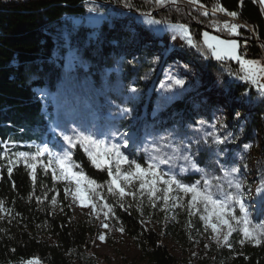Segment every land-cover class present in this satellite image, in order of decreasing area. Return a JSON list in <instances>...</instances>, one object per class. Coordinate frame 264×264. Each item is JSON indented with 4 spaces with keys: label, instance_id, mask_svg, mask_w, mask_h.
<instances>
[{
    "label": "trees",
    "instance_id": "16d2710c",
    "mask_svg": "<svg viewBox=\"0 0 264 264\" xmlns=\"http://www.w3.org/2000/svg\"><path fill=\"white\" fill-rule=\"evenodd\" d=\"M125 3L131 7H124ZM217 5L225 12H213ZM106 7L141 17L150 12L151 18L165 20L169 25H187L191 39L197 45L187 50L200 55L205 62L199 64L206 74L202 87L204 101H195V109L191 100L174 101L159 120L150 122L153 131L193 126L200 114L210 119L218 103L226 110L230 121L226 128L231 137L222 151V156L228 159L234 149L231 146L235 144L253 148L252 128L259 126L264 130V98L253 85L239 79L243 75L239 62L227 57L217 61L203 46V33L208 32L222 39H235L239 45L238 54L241 43L247 41L245 59L263 58L264 10L260 0H198L195 4L177 0L175 4L162 6H157L154 0H0V201L3 202L0 264H22L32 258H37L40 264H108L100 262L91 252L92 239L97 232L93 218L89 214L74 218L65 198V184L54 180L48 168L45 170L46 155L31 162L35 164V170L27 167L17 155L23 152L30 158L38 147L47 145L50 148L60 141L56 131L58 108L52 101V94L66 68L79 70L77 61L67 55L75 44L70 40L72 35L65 20L98 13ZM205 12L207 15L203 14ZM228 12L237 13L235 18L241 22L239 35H229L225 30L208 25L210 20L223 21L229 17ZM126 34L128 30L111 29L91 45L92 50H83L82 54L92 61L108 60L115 50L109 42L118 43ZM176 34L166 42L161 55L185 48L182 36ZM138 36L140 40L148 38L143 34ZM154 49L149 46L139 52L142 62L154 55ZM142 62L138 64L139 68ZM219 71L231 74L234 80L225 83ZM91 72L89 76L96 81V73ZM245 93L249 103L240 102ZM236 112L240 113L239 118H236ZM259 144L261 150L255 162L258 171L264 166V135ZM238 159L236 157L234 161L242 164ZM72 160L87 177L101 185L107 181L106 173L94 168L78 146L73 149ZM137 162L143 165L142 155ZM190 178L184 180L187 182ZM105 198L112 205L113 221L138 251L136 259L122 257L119 264H264V239L259 244L247 240L241 244L239 241L244 237L236 231L225 245L209 244L192 259L178 258L161 242L159 234L146 227L143 221L156 220L158 231L188 252L193 249L190 240L196 236L193 227L197 224L195 219L189 220L185 210H180L175 220L166 222L161 211L152 207L145 197L127 196L120 200L108 194ZM255 203L259 204L260 213L264 199L255 200Z\"/></svg>",
    "mask_w": 264,
    "mask_h": 264
},
{
    "label": "rangeland",
    "instance_id": "374dc122",
    "mask_svg": "<svg viewBox=\"0 0 264 264\" xmlns=\"http://www.w3.org/2000/svg\"><path fill=\"white\" fill-rule=\"evenodd\" d=\"M230 19H232L231 16L221 22L210 20L208 25L215 28V22V24H220L222 27L224 22H228ZM65 22L66 26L68 24L70 35H72L70 40L75 44V47L67 55L70 54V59L77 61L79 70L77 68L73 71L69 67L66 68V72L64 71L61 80L55 86L52 101L58 108L56 131L60 141L55 146L50 147L49 150L52 153H62L70 150L73 154L75 147L69 149V146L63 140V136L75 137L76 133H83L85 135L92 134L94 138L103 139L110 143L122 145L127 141L128 147H122L121 151L129 156V159L136 162L139 155H142V166L145 167L150 162L151 155L164 158L172 156L174 157L172 164H162L160 168L165 172L177 175L185 183L191 184L201 181L202 184L203 179H208L213 186L219 184L228 191H234V188H229L228 181L231 180L233 184L239 182L243 193L242 200L252 226L258 229L264 227V207L259 213V204L255 203V200H263L264 195H257L254 190L264 182V166L258 171L255 164L261 150L259 139L264 135L263 128L259 126L252 128L250 135L254 139V142H252L253 148L246 150L245 144H235L231 146L234 149L231 150L232 156L228 159L222 156L223 148L227 146L228 142L221 145L212 143L213 136L223 138L229 134L228 128H226L230 125L228 114L218 103L212 110L210 119L200 114L193 126L184 129L174 126L163 132L153 131L150 122L159 120L167 112V107L174 101L191 100L193 109H195V101L202 102L205 99L203 98L205 90L202 87L205 85L206 74L199 66V64L203 65L205 62L200 55L187 50L191 47L187 43V38L183 37L178 30L170 28L169 24H149L146 22V17L137 16L130 12L113 11L110 7L101 8L100 12L88 13L81 18H67ZM114 28L128 30V34L122 36L121 41L118 43L116 41L109 42L115 50L111 52L108 60L95 58L96 60L92 61L82 54L85 50H92L91 45L100 41L101 34ZM176 33L182 36L186 44L185 48L161 55L165 51L166 42ZM139 34L148 36V38L140 40ZM247 44V41L241 43L242 46L248 47ZM149 46L156 48L153 50L154 55L148 57L146 62H142L143 59L138 54L142 49ZM262 59L264 57L257 60ZM97 60L100 62L97 63ZM163 60L167 62L164 63ZM140 62H142V66L139 68L138 64ZM90 71L96 73V81L89 76ZM169 73L185 80L186 83L183 89H174L170 92L164 91L161 85L162 83L165 85L168 83L166 77ZM124 76H126V79H124ZM219 76L222 80L224 79L225 83L234 80V77L225 71H219ZM130 87H135L137 91L130 93ZM147 102H150V104ZM123 108L129 109V111L121 114L120 110ZM201 120L205 121V124L200 125L198 122ZM213 124H215V128L212 127ZM113 132L117 135L113 136ZM205 140H207V143H205ZM77 146L88 158V154L84 149L79 145ZM157 148L160 150L159 152L154 151ZM174 149H178V151H174ZM44 155H46L45 159L48 165L49 156L47 153ZM184 155L191 156L202 171L197 172L188 167V162L181 158ZM248 155L250 156L248 157ZM236 157L239 158L238 160L242 164L234 161ZM226 159L228 161L225 163ZM21 161L25 165L31 164V162L34 163L31 157H21ZM55 167V164L48 167L51 174ZM124 167L126 168L127 165ZM233 167L238 168L239 172L233 176H225V172L230 171ZM181 168H187L188 170L182 172ZM98 170H103L107 175V180L109 179L106 169ZM57 175H59L58 168ZM184 178H190V180L186 182ZM56 180L63 182L66 188L75 187L70 181ZM136 187H138V182H136ZM212 190L215 191V187ZM99 191L104 198L105 195L109 194L106 184H103ZM171 195L182 197V199L175 202L177 206L173 207V202H170L165 210L163 202L156 200L157 209L161 211V215L166 222L175 220L180 210L186 211L190 221L191 219L196 220L197 225L193 227V234L196 236L190 240L193 249L184 252L174 241L163 236L157 229L156 220L155 222L148 219L143 221L146 227L155 230L159 234L161 242L170 253L178 258L192 259L205 245L216 244L221 246L227 243H217L215 240L210 239L211 229L206 230L204 222L200 220V215L204 214L202 206L199 210L195 208L190 210L187 203L190 196L179 192H173ZM136 197H145L149 201L146 192L143 195L137 193ZM67 199L74 218L82 217L84 214H89L93 218L97 232L92 239L91 252L97 256L100 262L119 264L122 262V257L136 259L138 256L137 249L124 232L117 230L120 227L113 221L111 213L108 219L104 220L103 212L107 211V209L102 210L104 201H97L98 207L96 212L93 213L91 206H81L71 195L67 196ZM105 200L107 201L106 198ZM190 211L193 214H190ZM235 212L239 215L238 206L235 207ZM102 222H106L109 227L107 229L103 228L101 226ZM236 232L243 237L239 227ZM99 234L106 236L104 242L98 239Z\"/></svg>",
    "mask_w": 264,
    "mask_h": 264
},
{
    "label": "snow or ice",
    "instance_id": "6c2138e0",
    "mask_svg": "<svg viewBox=\"0 0 264 264\" xmlns=\"http://www.w3.org/2000/svg\"><path fill=\"white\" fill-rule=\"evenodd\" d=\"M177 0H154L157 6H162L166 3L175 4ZM198 0H189V3L195 4ZM264 3V0H261ZM124 7L130 8L131 5L128 3L124 4ZM203 7V6H201ZM89 11H94L90 9ZM225 12V9L219 5L213 9V12ZM207 15V13H203ZM228 16L235 18L237 16L236 12L226 13ZM146 17V22L149 24H167L165 20H156L151 18V13H144ZM170 28L178 30L183 37L187 38V43L191 47H196L197 45L191 39L188 27L185 24H172L169 25ZM217 30H225L229 35H239L238 28L239 25L235 23L224 22L222 29L217 24ZM203 46L211 54V58L217 61H222L226 57L239 62L243 75L239 79L246 81L247 83L254 85L260 96L264 98V64L255 60H245L237 54L238 42L235 39H221L219 36L210 35L208 32L203 33ZM201 54L208 58L204 50H201ZM187 67V65H185ZM168 83L165 85L162 83V88L165 92L173 91L174 89H183L185 86V80L182 78H177L176 76L169 73L166 77ZM137 89L135 87H130L129 92L135 93ZM241 103H249L247 99V94H242ZM121 114H125L129 111L127 108L120 110ZM236 118L240 117V113H235ZM200 125L205 124V121L201 120L198 122ZM223 127V125H221ZM215 128V124L212 125ZM113 136L117 133L113 132ZM212 135V134H209ZM231 133L225 135L223 138L218 136H213L212 143L216 145L225 144L230 140ZM64 142L69 146V149L79 145L88 154V158L92 165L97 169H106L109 179L105 181L107 185V192L118 199L122 200L125 196H132L134 199L137 193L143 195L145 192L147 198L149 199L152 207H157L155 201L161 200L165 206V210L170 202L172 206L175 207L176 201L182 199L180 196L171 195L173 192L183 193L186 196H190V200L187 201L189 209L199 210L200 206L203 207V213L200 215V220L204 222L205 229H211L210 239L215 240L217 243H226L229 237L234 231H239L242 233L244 239L239 242L243 244L245 240L249 242H254L259 244L262 239H264V227L256 228L252 226L251 221L248 218L247 209L242 200L243 193L241 192V184L236 182L233 184L231 180L228 181L229 188H234V191H228L223 188L222 185L216 184L213 186L212 182L208 179H203L197 181L196 183H185L177 177L175 174H170L165 172L160 168L162 164H172L174 157L168 156L167 158L151 155L150 162L147 166H142L135 160L129 159V156L125 155L121 151V148H127L128 143L125 141L124 144H116L106 142L103 139H96L92 134L85 135L83 133H76L75 137L63 136ZM207 143V140H205ZM251 148V145H245V149ZM147 151V150H146ZM154 151L159 152L157 148ZM178 151V149H174ZM47 153L49 156L48 167L53 164L56 165L52 170L53 179H62L70 181L71 184L75 185L74 188H65V198L71 195L75 201L83 207L91 206V211L93 213L97 210V201H104L102 204V210L107 209L103 212L104 220L106 221L109 214L112 212V205L109 204L102 193L99 191L103 187L97 183V181L87 177L82 170L79 169V165H76L72 160V153L70 150L63 151L62 153H52L47 145L43 147H38L36 153L31 157L32 160H36L38 157ZM19 157L27 158V153H18ZM183 160L188 162V167L199 172L202 171L198 168L196 162L192 160L189 155H184L181 157ZM12 163V161H9ZM127 165L125 168L124 166ZM27 167L35 170V164H26ZM57 168L59 175H57ZM187 168H181V171H187ZM9 174L12 172V168H8ZM239 169L236 167L231 168L230 171L225 172V176H233L238 173ZM33 180L35 177L33 175ZM136 182H138V187H136ZM215 187V191H213ZM132 189V190H129ZM251 191V190H249ZM257 194L264 195V182L261 183L255 189ZM53 203H55V197L52 198ZM123 207V203L120 204ZM239 207V215L235 212V207ZM3 209V202L0 201V210ZM141 210V209H138ZM190 214H193L190 211ZM101 226L105 229L109 227L106 222H102ZM123 232V229H117ZM98 239L101 242L106 240L104 234H99ZM227 246H231L228 244ZM207 247V245H205ZM22 264H39L37 258L29 259Z\"/></svg>",
    "mask_w": 264,
    "mask_h": 264
},
{
    "label": "built area",
    "instance_id": "2783aa9c",
    "mask_svg": "<svg viewBox=\"0 0 264 264\" xmlns=\"http://www.w3.org/2000/svg\"><path fill=\"white\" fill-rule=\"evenodd\" d=\"M228 22H229V23H235V24H237V25H239V26L241 25V22H240L237 18H233V17H232V19H230ZM214 25H215V28H217V27H216L217 24H215V22H214ZM218 25L221 27L220 24H218ZM221 28H222V27H221ZM248 45H249V43L247 44V46H248ZM246 48H247V47L244 46V45H243V46L241 45V47H240V49H241V53L239 54V56L242 57L243 59H245V56H246Z\"/></svg>",
    "mask_w": 264,
    "mask_h": 264
},
{
    "label": "crops",
    "instance_id": "0c3cea01",
    "mask_svg": "<svg viewBox=\"0 0 264 264\" xmlns=\"http://www.w3.org/2000/svg\"><path fill=\"white\" fill-rule=\"evenodd\" d=\"M261 1V0H260ZM262 7H263V10H264V3H261ZM239 52V46H238V49H237V54ZM245 60H249V59H245ZM256 61V60H255ZM259 61L261 64H264V59L262 60H257ZM240 65V64H239ZM244 74V73H243ZM262 83H264V80H261ZM253 87L257 90V88L253 85ZM258 91V90H257Z\"/></svg>",
    "mask_w": 264,
    "mask_h": 264
}]
</instances>
